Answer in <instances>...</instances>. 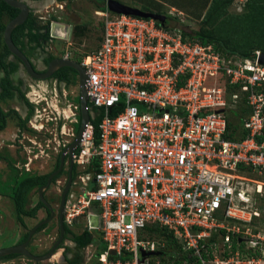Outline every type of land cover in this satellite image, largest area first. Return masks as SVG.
Masks as SVG:
<instances>
[{"label":"built area","instance_id":"built-area-1","mask_svg":"<svg viewBox=\"0 0 264 264\" xmlns=\"http://www.w3.org/2000/svg\"><path fill=\"white\" fill-rule=\"evenodd\" d=\"M106 1L94 11L93 48L79 55L89 119L70 154L76 165L96 159L97 166L77 176L79 192L67 193L63 211L65 223L84 216V230L104 244L83 252L81 264H163L162 241L145 229L152 223L193 258L179 264H264V229L253 225L264 201L260 50L224 56L183 34L175 7L163 14L175 23L167 27L109 11ZM49 38L63 44L58 57L72 59L71 35ZM69 105L72 124L78 104ZM231 110L245 131L236 138L228 135ZM67 133L75 132L67 126Z\"/></svg>","mask_w":264,"mask_h":264},{"label":"rangeland","instance_id":"rangeland-1","mask_svg":"<svg viewBox=\"0 0 264 264\" xmlns=\"http://www.w3.org/2000/svg\"><path fill=\"white\" fill-rule=\"evenodd\" d=\"M116 1L128 6L139 8L140 10H152V7L150 6L151 3L153 8H155V10L160 14L166 12L169 7H175L183 13L182 24L191 27H195L198 22V19L195 17L196 14L203 11L202 8L198 9L190 7L189 3H191L193 0ZM243 1L244 0H233L226 10L227 14H238L239 12L243 11ZM28 3L31 6H34L33 0H28ZM38 4L41 7L39 12H37V10H34V12L30 11V13L36 17L38 21L44 23L45 19L48 18L57 19L64 23L71 24L72 32L70 39L71 46L74 48V54L80 55L84 52L90 51L93 48V39L98 34V16H96L94 13V11L97 10V7L90 0H66L62 2L51 0V2L48 4H44V0H42ZM47 5L48 7H46ZM195 11L198 12L195 13ZM39 14H42L43 20L39 18ZM75 16L77 18H75ZM62 47V43L56 42L55 48H53V52L54 54L56 53V56H58L60 53L58 49H62ZM71 72L74 77L75 71L71 69ZM45 83L46 82L44 81H38L36 83L37 88H35V86L32 84L31 91L28 92L29 97L34 100L33 104H35L36 108L38 109L36 113L31 114L30 120L26 122V127L28 129L25 128L20 130L16 125L13 124V121L8 120L7 126L3 130H0V247L20 243V239L22 238L23 234L27 233V231L34 224L47 216L46 211L43 208H39L36 211L34 217L23 216L22 219L24 226H21L17 221L13 202L8 197V191L5 190V187L9 188L12 185L14 174H40L50 172L53 169L57 156H59V153L63 150L68 141L67 137L62 135L59 130L57 131L56 127L59 126L57 125L58 123L55 124L52 118L49 119V117H52L53 114H55V111L52 108H58V110H60L64 108L66 104L64 103V105L63 103L61 104L62 101H57L58 96L60 97L57 92L58 87L53 88V91L49 92L48 95H44L42 92L46 90ZM39 88L43 91L41 92ZM61 92V96H63V90H61ZM72 92L75 94L74 89ZM25 94L26 93H24V95ZM70 94L68 97L65 96L66 100H68L70 103H75L73 100H71L75 96L71 98L72 96H70ZM44 101H46V104ZM50 103L52 105L54 104V106L49 105ZM59 105L61 107H59ZM10 106L23 117L24 112L19 106V102H12ZM43 107L45 108L47 115L44 114L45 111L41 110ZM75 113L78 115V110H75ZM32 124L35 125V127H33ZM39 124H42V127L39 128ZM67 125L69 126L71 124H65V132L67 131ZM72 125H74L76 129L78 120ZM84 170H86V166L82 167V165H74V176L72 177L73 183L71 182L67 193L73 191V196H76L75 193L79 192L78 185H74V182L78 180L77 176ZM65 178L66 174L63 171L51 182V184H49L48 188H46L43 193L45 200H47L55 212L57 209L61 188L65 183ZM71 185H74L73 189L71 188ZM27 198L28 202L26 208H31L38 200L36 190L29 192ZM257 223L264 229V206L261 210L260 217L257 219ZM83 224L84 216L82 215L66 223L69 233L66 234L62 244H60L55 252L58 253V257L57 255H53L54 257L51 256L50 259H48L49 261L51 260V262L56 263L62 260L60 256L61 251V255L66 258L65 253L73 248L71 247L73 242L70 239L73 236L80 235L83 232ZM88 234L93 242L82 246V249L83 252L91 254L96 249H98V239L100 236L96 233ZM57 235V220L54 217L47 221L44 227L33 232L29 243L26 245V248L33 254H42L46 252L51 246V244L57 238ZM48 260L37 263L44 264L47 263ZM0 264L34 263L32 260H29L25 256L19 254L18 256L7 260H0Z\"/></svg>","mask_w":264,"mask_h":264},{"label":"trees","instance_id":"trees-1","mask_svg":"<svg viewBox=\"0 0 264 264\" xmlns=\"http://www.w3.org/2000/svg\"><path fill=\"white\" fill-rule=\"evenodd\" d=\"M90 1L97 7L98 10L104 8V0ZM232 1L233 0H193L191 3H189L190 7L198 9L202 8L203 11L199 13H197L198 11H195V13H197L195 17L198 19L195 27L186 26L184 24L181 25L183 28V34L187 35L193 40H199V42L203 44L210 43L214 50L224 56L234 55L241 58L248 57L254 49H258L260 52L264 53V0H244L242 3L244 6L243 11L239 12L238 14H227L226 10ZM150 6L152 7V10L146 9L144 11L158 13V11L153 8L151 3ZM17 12L18 10L16 8L10 7L0 0V69L4 73V79L1 80V85L2 88H4V86L6 88L7 86H10L12 91H17L18 99L28 106L29 109L27 113L21 117L14 108L11 107L10 109L4 110L3 106L0 105V130H3L7 126L8 120L13 121V124L16 125L20 130L27 128L26 122L28 121V117L31 116L33 110V104L28 102L24 96V92L19 90L18 85L11 84V80L8 78L9 73L16 69V63L6 60L9 52L2 41V30L5 23L14 17ZM162 14H164V12ZM168 19L169 18L166 17L164 20V26L170 27L175 24L172 18L170 20ZM35 24H39L41 26L36 17H34L29 12L25 20L11 30L10 38L12 42L17 47L21 48V45L23 44V37L26 36L29 41H35L40 35L37 33V30L42 27L36 28ZM42 28H44V26ZM41 36L46 38L48 37V34H41ZM72 59L78 62L80 57L79 55L74 54L72 55ZM52 77H55L58 80H65L67 84H76V73L73 77L71 68L66 66L56 69L52 74ZM0 95V97L7 100V98H9L12 93H7V91H4ZM72 100L73 102L77 103V95ZM99 115L94 119H91L93 126V143H97L98 141L96 123L98 121ZM229 116L236 120V122H228V135L232 138L244 135L245 131L240 128V116L238 117V111L231 110L229 112ZM91 162L86 166V171H91L92 168L96 170V159H93ZM57 164L58 156L53 167H56ZM48 174L49 172L40 174H14L12 185L9 188L5 187V190L8 191V197L13 202L17 221L21 226H24L22 219L23 216L34 217L36 211L39 208H43L45 210L44 206L39 200H37V202L31 208H26V205L28 202V193L32 190H36L37 192L38 187L45 183ZM71 176H74V166L71 168ZM56 177L57 175L53 176L51 181H53ZM263 206L264 201L259 206L261 210ZM46 215H48V212H46ZM256 224L258 227L259 225L257 223V219H253V225ZM44 225L45 224H42L37 227L36 231L44 227ZM63 228L64 235L69 233V229L64 221ZM145 229L149 238L162 241V251L164 257H160V259L162 260L163 264H179L183 259L189 261L193 259L185 258V253L180 249L179 244L176 243L172 234L166 230L165 227L152 223L147 224ZM88 233L89 232L83 230L80 235H75L71 239L80 246L92 243L93 240L90 238ZM26 234L27 233L23 234L20 242L25 239ZM221 234H223V230H220L218 235ZM98 241V250H102L104 248V244L100 238ZM16 256H18V254H7L0 257V260H7ZM67 263L76 264L77 262L68 259ZM44 264L49 263L47 262Z\"/></svg>","mask_w":264,"mask_h":264},{"label":"water","instance_id":"water-1","mask_svg":"<svg viewBox=\"0 0 264 264\" xmlns=\"http://www.w3.org/2000/svg\"><path fill=\"white\" fill-rule=\"evenodd\" d=\"M4 3L9 5L10 7L16 8L18 10L17 14L9 19L2 30V41L6 47V49L9 51V53L17 58L20 62V66L23 67L26 74H28L30 77L34 79H45L49 77L56 69L66 66L71 69H73L76 73V83H77V104H78V115H76V119L78 120V125L75 131L74 138L72 141H70L65 148L59 153L58 156V164L57 167L51 171L45 180V183L38 187L37 189V198L40 201V203L44 206L45 210L48 212V216L45 219H42L38 221L36 224H34L26 234L25 239L20 242L13 245L0 247V257L7 255V254H21L25 256L26 258L38 262V261H44L50 259L51 255L57 250V247L59 246L62 237H63V218H62V211L65 201V195L69 189L70 183H71V166H72V160L70 158V154L73 152L74 148L77 146L81 131L84 129L86 122L89 119V112L86 107V96H85V74L83 71V68L80 66V64L72 59H65L62 57H54L52 58L46 65V68L43 72H36L31 67V64L27 57L21 52V50L18 49L17 46L14 45L10 38L11 30L21 24L29 12V4L27 0H2ZM106 7L109 11L115 12V13H123V14H131V15H137L141 17H147L152 18L154 20L159 21L161 24L165 20V16L163 14H158L155 12L150 11H144L140 10L139 8L128 6L125 4H122L116 0H107L106 1ZM71 24H65V23H59V22H53L48 25V35L50 37H60V38H69L71 34ZM259 61L261 63H264V53L260 52ZM65 156L68 158V170H67V179L66 182L61 190L60 196H59V203H58V209H57V225H58V235L55 241L52 243V245L48 248V250L43 254H32L28 251L26 248V245L29 243L31 235L33 232H35L36 228L39 227L42 224H45L47 221H49L54 216V211L51 208L50 204L45 200L43 193L44 190L49 186L51 183V179L53 176H55L63 167ZM89 224H94V218L89 216L88 217ZM111 252V251H110Z\"/></svg>","mask_w":264,"mask_h":264},{"label":"flooded vegetation","instance_id":"flooded-vegetation-1","mask_svg":"<svg viewBox=\"0 0 264 264\" xmlns=\"http://www.w3.org/2000/svg\"><path fill=\"white\" fill-rule=\"evenodd\" d=\"M42 1V0H33L34 4L36 6H31L29 3V12L30 11H33L34 10H37V12H39L38 9H40L41 7L39 6V2ZM54 1H66V0H54ZM28 2V0H27ZM37 2V3H35ZM35 7V8H34ZM28 12V13H29ZM70 16V15H69ZM27 17V16H26ZM71 18V17H70ZM75 18H77L75 16ZM45 20H48V18H46ZM44 26V28L42 27ZM41 26L39 24H35V27L36 28H40L37 30V33L40 34L39 37L35 40V41H29L28 38L25 36L23 37L22 39V45H21V48L18 47L19 50H21V52L27 57V59L29 60L30 64H31V67L33 68L34 71L36 72H43L46 68V65L47 63L56 56V53L54 54L53 52V48H55L54 44H53V41L50 40L49 36L44 38L41 36V34H45L47 33L48 34V25H44V24H41ZM15 45V44H14ZM16 46V45H15ZM9 52V51H8ZM6 60L7 61H12L14 63H16V69L12 72L9 73L8 75V78L11 80V84L13 85H18L19 86V90L20 91H23L24 93H26L24 96L25 98L28 100V102L32 103L33 104V101L31 97H29V93L31 91V86L33 84V86H35V88H37V85L36 83L38 81H44L46 82L45 83V91L42 92L43 90L39 88V90H41V92L44 94V95H48L49 92H52L53 91V88L55 87H58L57 88V92L58 94L60 95V99L63 103L66 104V101H67V104H70L69 105V108L72 109V106L68 100H66V97L65 96H76L77 94V83L76 84H67V82L65 80H58L56 79L55 77H52V73L49 77L45 78V79H34L32 77H30L28 74L25 73L24 69L22 66H20V62L17 58H15L14 56H12L10 53L7 55L6 57ZM21 75V77H20ZM4 79V73L3 71L0 69V94L4 91H7V93L11 92L12 95L6 99H3L2 97H0V105L3 106L4 110H7V109H10V104L12 102H19V106H21V109L22 111L24 112V115L27 113L29 107L26 106L21 100L18 99L17 97V91H12L11 87L10 86H7V88L4 86V88H2V85H1V80ZM35 84V85H34ZM55 85V86H54ZM54 86V87H52ZM60 88V89H59ZM74 89L75 91V94L72 92V90ZM61 90H63V96H61ZM1 96V95H0ZM71 97V98H72ZM44 99V97H43ZM66 100V101H65ZM72 100V99H71ZM39 101V100H37ZM64 104V105H65ZM66 104V105H67ZM59 107H61L59 105ZM66 108V107H65ZM42 111H45L44 114L47 115L46 113V110L45 108L43 107L41 109ZM37 112V109H35V106L33 104V110H32V114L33 113H36ZM42 113V112H41ZM19 114V113H18ZM20 115V114H19ZM23 115V116H24ZM21 116V115H20ZM40 116V115H39ZM22 117V116H21ZM31 116L28 117V121L30 120ZM50 119V118H49ZM67 124H71V123H68L66 122ZM73 124V123H72ZM69 125L72 130L75 132L76 129L74 127V125ZM68 126V125H67ZM42 127V126H41ZM59 130L60 132V127L58 126L57 128V131ZM62 135H64L65 137L68 138V141L66 143V145L72 141V139L74 138V135L71 136L69 133L66 134V132H61ZM65 145V146H66ZM64 146V148H65ZM63 148V149H64ZM76 149V147L74 148V150ZM68 158L65 156V159H64V164H63V167L62 169L56 174L57 176L60 175L63 171L65 172L66 174V178H65V182H66V179H67V170H68ZM75 164L72 163V166H74ZM71 166V168H72ZM57 167V166H56ZM56 167H53V169L51 171H53ZM50 171V172H51ZM49 172V173H50ZM70 174H71V170H70ZM52 182V181H51ZM71 182H72V176H71ZM51 184V183H50ZM65 184V183H64ZM71 184V183H70ZM64 186V185H63ZM62 186V188H63ZM48 188V187H47ZM61 188V190H62ZM70 188V187H69ZM61 193V191H60ZM67 194V193H66ZM67 195H65V199H66ZM58 203H59V198H58ZM64 204H65V201H64ZM57 209H58V205H57ZM57 209H56V212H57ZM54 211V210H53ZM63 211H64V206H63ZM63 211H62V218H63ZM47 212V211H46ZM56 212L54 211V216L52 218H56L57 220V214ZM48 216V215H47ZM47 216L45 218H47ZM43 218V219H45ZM57 232H58V225H57ZM65 236L64 235V232H63V237H62V240L60 242V244H62L63 240L65 239ZM72 242H73V245L71 247L70 250H68V252L65 253V256L66 258H64L62 255H61V252H60V256H61V259L62 261L60 263H52V264H68L67 263V260H71V261H75L77 262L76 264H81V259H82V254H83V249H82V246L78 245L75 241H73L72 239H70ZM55 241V240H54ZM59 244V246H60ZM52 245V244H51ZM58 246V247H59ZM57 247V248H58ZM48 250V249H47ZM45 253V252H44ZM33 254V253H32ZM43 254V253H42ZM19 255V254H18ZM39 255V254H38ZM28 259V258H27ZM30 260V259H29ZM40 262V261H38ZM33 263H37V262H34Z\"/></svg>","mask_w":264,"mask_h":264},{"label":"crops","instance_id":"crops-1","mask_svg":"<svg viewBox=\"0 0 264 264\" xmlns=\"http://www.w3.org/2000/svg\"><path fill=\"white\" fill-rule=\"evenodd\" d=\"M41 2V1H40ZM34 6H36L35 4H34ZM57 101L59 102V101H61V99H60V97L58 96V99H57ZM45 102V104H46V101H44ZM63 102H61V104H62ZM56 104V103H55ZM64 104V103H63ZM49 105H52L51 103L49 104ZM52 106H54V104L52 105ZM64 106V105H63ZM65 108V107H64ZM52 109H54V108H52ZM54 110H56V112H54L55 114H53V116L51 117L52 118V120H54V122H55V124H57V125H59V127H60V133L61 132H64V126H65V124H66V119H65V115H66V108L64 109V110H62L63 111V114H61L60 113V110H58V108L57 109H54ZM61 117V118H60ZM61 119H62V121H61ZM61 122H62V124H61ZM58 128V126L56 127V129ZM84 246V245H83ZM56 256L57 255V257H58V253H55L54 252V254H52V256ZM53 256V257H54ZM55 259V258H54ZM62 260H60V261H58V262H56V263H60ZM49 264H52L53 262H51V260L49 261H47Z\"/></svg>","mask_w":264,"mask_h":264},{"label":"bare ground","instance_id":"bare-ground-1","mask_svg":"<svg viewBox=\"0 0 264 264\" xmlns=\"http://www.w3.org/2000/svg\"><path fill=\"white\" fill-rule=\"evenodd\" d=\"M49 2H51V0H44V4H45V3L48 4ZM46 7H48V5H47ZM38 10H39V9H38ZM20 107H21V106H20ZM34 124H35V123H34ZM32 125H33V124H32ZM33 127H35V125H33ZM55 252H56V251H55ZM53 254H54V253H53ZM51 256H52V255H51Z\"/></svg>","mask_w":264,"mask_h":264},{"label":"clouds","instance_id":"clouds-1","mask_svg":"<svg viewBox=\"0 0 264 264\" xmlns=\"http://www.w3.org/2000/svg\"><path fill=\"white\" fill-rule=\"evenodd\" d=\"M98 10V9H97ZM66 24H70V23H66ZM71 32H72V27H71ZM71 35V34H70ZM55 57H58V56H55ZM75 61V60H74Z\"/></svg>","mask_w":264,"mask_h":264}]
</instances>
